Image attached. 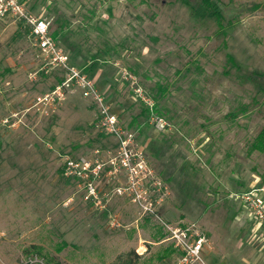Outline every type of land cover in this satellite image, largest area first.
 Instances as JSON below:
<instances>
[{"label":"rangeland","instance_id":"rangeland-1","mask_svg":"<svg viewBox=\"0 0 264 264\" xmlns=\"http://www.w3.org/2000/svg\"><path fill=\"white\" fill-rule=\"evenodd\" d=\"M20 1L51 22L70 64L136 133L154 183L137 196L117 177L105 209L84 200L61 157L115 140L96 129V105L80 91L41 102L65 72L40 70L29 28L1 19L0 264H177L162 221L195 222L214 251L218 237L223 264H248L264 235L234 196L264 187V152L250 148L264 128V0H213L219 21L202 0ZM136 84L165 130L146 120ZM33 246L41 255L25 254Z\"/></svg>","mask_w":264,"mask_h":264},{"label":"built area","instance_id":"built-area-1","mask_svg":"<svg viewBox=\"0 0 264 264\" xmlns=\"http://www.w3.org/2000/svg\"><path fill=\"white\" fill-rule=\"evenodd\" d=\"M7 16H12L29 28L42 59L40 70L50 73L54 68H61L65 72L58 85L41 102L49 107L56 106L65 100L67 92L73 89L80 91L84 98L91 99L96 105V129L115 140V146L109 147L114 150L96 149L90 155L82 157L64 154L61 157L63 176L77 181L85 192L84 200L100 209L106 208L103 203L107 196L105 187L117 177H126L132 193L138 196L137 191L143 182L154 183V179L150 178L151 172L147 168L144 155L145 147L139 144L136 133L120 125L118 116L111 110L106 94L99 91L96 81L70 64L69 56L58 39L52 35V26L48 19L31 13L25 2L20 0H0V20ZM123 77L129 80L126 74ZM134 92L136 99L147 105L149 123L161 131L165 130L169 124L155 112V104L151 98L144 94L138 84ZM150 189V186L146 188L147 191ZM116 190L118 194H123L121 187ZM261 192L264 189H252L234 196L248 209L250 219L258 228L264 224V198ZM151 207L152 203L145 207L146 211H150ZM112 220V224L117 225L115 219ZM161 224L168 233L165 242H171L176 250L177 264H208L203 252L210 245V238L197 223L180 222L173 225L162 221Z\"/></svg>","mask_w":264,"mask_h":264},{"label":"trees","instance_id":"trees-1","mask_svg":"<svg viewBox=\"0 0 264 264\" xmlns=\"http://www.w3.org/2000/svg\"><path fill=\"white\" fill-rule=\"evenodd\" d=\"M212 1L213 0H202V6L207 12L214 14L215 17H216V20L219 21L221 19L220 12H218L215 9L214 4H213ZM52 35L56 39H59V33H57L56 31L52 32ZM262 79L264 81V74H262ZM263 91H264V88H263ZM155 112L157 114L161 115L159 110L156 108V106H155ZM145 113H146V116H147L146 120L148 121L150 113H149L147 108L145 110ZM250 148L252 150H258V151L264 152V128L259 132V134L257 135L256 139L252 142ZM33 252H35L38 255H41V248H39L37 246H33L32 248L25 250V254L26 255H31ZM166 253H168V252H166ZM48 262L49 263H53V264H61L59 262H55L54 259H50Z\"/></svg>","mask_w":264,"mask_h":264},{"label":"crops","instance_id":"crops-1","mask_svg":"<svg viewBox=\"0 0 264 264\" xmlns=\"http://www.w3.org/2000/svg\"><path fill=\"white\" fill-rule=\"evenodd\" d=\"M253 189H264V187H262V188L261 187L260 188L256 187V188H253ZM261 195H262V197H264V192H262ZM251 224H252V221H251ZM251 226H253V225H251ZM240 229H241V227H240ZM255 230H259V232L264 235V233H263L264 232V227L263 226H261L260 228L256 227ZM216 240H217L216 241V243H217V246H216L217 250L216 251H214V249L212 248L211 245L207 246L204 249V252H203L204 258H205V260H206V262L208 264H223L221 262L222 256L218 252L219 248L221 246L223 247V245H221V242L218 241L219 239H218L217 236H216ZM241 245H242V243L240 244V246ZM249 245H251V244H249ZM263 251H264V244L260 247L259 251L251 253V257H249L248 264H264V252Z\"/></svg>","mask_w":264,"mask_h":264}]
</instances>
